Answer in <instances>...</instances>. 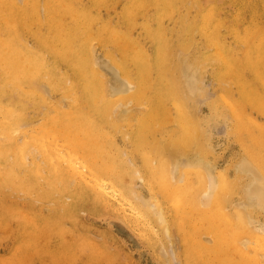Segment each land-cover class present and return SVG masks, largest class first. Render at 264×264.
Wrapping results in <instances>:
<instances>
[{
	"label": "bare ground",
	"instance_id": "bare-ground-1",
	"mask_svg": "<svg viewBox=\"0 0 264 264\" xmlns=\"http://www.w3.org/2000/svg\"><path fill=\"white\" fill-rule=\"evenodd\" d=\"M229 1L223 19L214 0H0V226L21 219L20 248L44 224L97 253L79 227L118 241L86 220L112 216L162 264H264V0ZM119 6L123 25L103 15ZM210 67L244 151L227 168L200 114Z\"/></svg>",
	"mask_w": 264,
	"mask_h": 264
},
{
	"label": "rangeland",
	"instance_id": "rangeland-1",
	"mask_svg": "<svg viewBox=\"0 0 264 264\" xmlns=\"http://www.w3.org/2000/svg\"><path fill=\"white\" fill-rule=\"evenodd\" d=\"M192 1L197 3L199 0ZM214 2L223 7V19H229L230 16L235 13V7L229 0H214ZM214 2H212V4H215ZM120 10V6L115 10H105L103 11L104 18H109L114 22L123 25L120 19ZM143 21L144 18H140L138 20V26L131 29V32L134 39L139 41L146 51L152 53L153 43L147 37L144 29L142 28ZM167 25L174 27V22L168 21ZM126 29L127 28L125 27V30ZM224 32L226 33L228 41L231 42L232 37L226 30H224ZM115 54L117 55L116 52ZM102 58L106 63H110L108 58L103 56ZM205 77H207L205 78V86L206 84L208 86L209 99H199L201 101H199L201 103L199 105L201 109L200 114L202 115L201 117L203 118L204 123L210 124L211 136L213 137L211 138L213 140H211V142L213 143V147L216 148L215 154L217 152V154L213 157H218H216V159H218L219 165H221L220 167L224 165L223 167L227 168L241 159L244 156V151L241 144L237 141L236 136L233 134V125L235 121L232 119L221 100L223 90L216 82L214 73L211 72V67ZM54 96L56 99L58 97L60 98V95L55 94ZM235 96L238 97V94L235 93ZM29 111L31 112V115H34L37 123L43 119V111L34 109L33 106L29 107ZM252 117L258 123H264V117L262 115L254 112ZM217 120L218 123L216 124ZM163 127L165 131H169L170 129L175 128V124L169 123ZM245 138L248 139V135H245ZM116 140L121 148H125L126 141L122 135L117 136ZM235 201L236 205H239L240 203L242 204L243 198L241 196H235ZM36 211L43 214L45 218L49 217V210L47 209H44L43 211L37 209ZM88 217L89 216H87V218ZM111 217L112 216L98 218L89 217V219L86 220L91 221L98 228H107L109 232L113 231L118 241L107 233H100V230L94 229L89 232L87 229H81V227H79V231H81L82 234H90L91 238L95 240L97 244L99 243L97 246L98 252H95L96 254L92 252L89 247L82 249L78 246L75 247V245H73L75 236L72 233H69L65 238H62L58 233L52 230V228L46 227L44 224L39 225L38 230H36L33 234L35 235V237H32L31 240L33 246L20 248V245L18 246L16 242L18 228L22 221L19 218L11 217L7 219L9 222L6 225L0 226V264H131L127 253L132 254L133 264H162L156 258L151 248L147 244H144L140 237L137 238V235L134 232L118 220L119 218L116 219L117 217ZM262 218L264 220V216ZM67 226L71 227L69 224ZM81 233H78L77 236H80ZM204 239L207 241L206 243H208V245L214 244V240L212 238L205 237ZM69 243L71 244V247H66L65 245H69ZM16 245L17 247H15ZM121 245L125 246L128 250L124 251L121 248ZM176 253L178 252L175 248L173 250H169L171 263L182 264L177 258ZM249 253L251 255L255 254L252 249ZM234 257L236 259H240L238 254L234 255Z\"/></svg>",
	"mask_w": 264,
	"mask_h": 264
},
{
	"label": "snow or ice",
	"instance_id": "snow-or-ice-1",
	"mask_svg": "<svg viewBox=\"0 0 264 264\" xmlns=\"http://www.w3.org/2000/svg\"><path fill=\"white\" fill-rule=\"evenodd\" d=\"M211 179H212V184H213V192L218 191L220 189H223V191L227 192L229 185L226 179L223 181V183H220V184L216 182L214 177H212ZM72 183L75 184V180H73ZM210 200H211V197H209V199L203 203V206H210ZM259 232L261 236H264V226H261V228L259 229Z\"/></svg>",
	"mask_w": 264,
	"mask_h": 264
}]
</instances>
